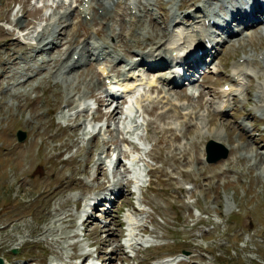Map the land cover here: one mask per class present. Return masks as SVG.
I'll return each instance as SVG.
<instances>
[{
    "label": "rangeland",
    "instance_id": "374dc122",
    "mask_svg": "<svg viewBox=\"0 0 264 264\" xmlns=\"http://www.w3.org/2000/svg\"><path fill=\"white\" fill-rule=\"evenodd\" d=\"M120 1L102 19L95 0H0V258L264 264V24L242 29L258 19L232 8L239 17L230 25L237 35L226 25L229 41L203 26L222 16L224 0ZM62 28L60 39L72 45L58 52ZM162 31L159 49L149 38ZM206 31L217 53L185 71L186 82L167 86L157 80L167 70L142 65L124 71V59L137 54H188L183 39ZM103 43L122 62H84ZM107 71L117 81L111 88L132 85L115 120L103 117L113 108ZM131 100L134 127L125 115ZM210 140L228 149L226 159L206 162ZM29 147L32 164L20 160Z\"/></svg>",
    "mask_w": 264,
    "mask_h": 264
},
{
    "label": "bare ground",
    "instance_id": "6f19581e",
    "mask_svg": "<svg viewBox=\"0 0 264 264\" xmlns=\"http://www.w3.org/2000/svg\"><path fill=\"white\" fill-rule=\"evenodd\" d=\"M96 1V5H97V9H95L97 12H98V10H102V12L100 11V12H98V15L103 19V18H106L109 14H110V7H112V6H115V5H119L120 4V0H110V2H106V1H109V0H95ZM152 0H147V3H149V2H151ZM106 2V3H105ZM237 3H238V1H237ZM253 3H254V5H253V7H251L250 9H252V10H254V12H255V14H254V16H253V14H252V19H255L257 16H259V14L260 15H263L264 14V6H263V4H262V2H260L259 0H253ZM195 5V4H194ZM235 5H238V4H234V6ZM240 5V4H239ZM139 7H141V9L142 10H144V9H146V5L145 4H143V3H141L140 1H139V5H138ZM232 8H233V6H231ZM186 8H188V7H185L184 9H186ZM231 8V9H232ZM129 9H131V11L132 10H135L136 9V6H131ZM140 9V10H141ZM94 10V9H93ZM187 10V9H186ZM136 11V10H135ZM144 11H146V10H144ZM231 11V10H230ZM245 12V11H244ZM83 13H86V12H83ZM132 13V12H131ZM136 13V12H135ZM138 13V12H137ZM230 13H232L231 14V16L230 17H233V21H236L237 22V20H238V17H235L234 18V16L235 15H233V12L231 11V12H229V13H227V14H225V15H228V14H230ZM141 14V13H140ZM97 15V14H96ZM95 14H94V16H93V18H92V20L94 21V20H96V16ZM216 15V14H215ZM46 16V15H45ZM142 16V15H141ZM175 16V15H174ZM209 17V16H208ZM208 17H206L205 18V20L206 19H208ZM215 17L216 16H213L212 17V19H208L209 21H211V20H214L215 19ZM175 18V17H174ZM86 19H87V17H86ZM172 19H173V17H172ZM251 19V21H254V20H252ZM256 21H258L259 22V20H255V22ZM176 22V21H175ZM254 22V23H255ZM77 23V22H76ZM234 23V22H233ZM19 24H21V23H19ZM232 25V24H231ZM20 26V25H19ZM193 26V25H192ZM155 27H156V25H155ZM65 28V27H64ZM64 28H62L61 29V32H59V34L57 35V37L55 38V42H58V45L56 46V47H54V49L55 50H57L58 52L61 50V48L63 47V46H71L72 45V43L68 40V41H63L62 39H60V37L64 34V33H62V31H63V29ZM227 26L223 29L224 30V32L227 30ZM64 31H66V30H64ZM180 32V31H179ZM186 32V31H185ZM227 32V31H226ZM70 33V32H69ZM68 33V34H69ZM89 33V32H88ZM205 33H207V31L205 32ZM96 34L99 36V35H102L103 34V31H102V28H98L97 29V31H96ZM229 34V33H228ZM179 35V34H178ZM177 35V36H178ZM181 35H182V33H181ZM184 35V34H183ZM237 35V34H236ZM164 36V33H163V31L159 34V36H152V37H150L149 38V41H150V43L154 46V47H156V48H159L160 49V44H159V42H158V39H159V37H163ZM180 36V35H179ZM234 37V35L232 34V35H229V41H231V37ZM181 38V37H180ZM53 44V43H52ZM210 44L211 45H213V43H212V41H211V39H210ZM47 45H51V43H49V44H47ZM47 45H45V46H47ZM173 46H174V44H172ZM151 46V45H150ZM152 46V47H153ZM94 48V49H93ZM91 50H93V52H94V54H93V52H91L90 50H89V52H90V54H89V56H88V58L86 59V60H84V62H89L90 60H100V57H102L103 56V54H104V52H109V49H110V46L108 45L107 46V44L106 43H103V44H101V45H99V46H94ZM175 50V49H174ZM194 50V49H193ZM161 51V50H160ZM173 50H171V52H172ZM182 51V50H181ZM203 51H205V53H206V50L204 49V50H201V52H202V54H203ZM96 52V53H95ZM170 52V51H169ZM92 53V54H91ZM186 53V52H185ZM187 53H189V52H187ZM169 54V56L167 55V53H164L163 51H161V52H159L158 54H157V56L155 57V55L153 54V55H143L142 56V59L141 60H138V62L139 61H143V60H146V61H148L149 62V64L148 65H150V69H152V70H155V71H161L162 70V68L163 67H165V66H169V63H172L173 62V60H175V57L174 58H172V53H168ZM202 54L199 52L198 53V55L197 54H195V57H194V61L196 62H200L201 61V59H202V57L204 56H202ZM92 55H94L93 57H92ZM180 55V54H179ZM158 60H157V59ZM118 60L119 59H121V58H117ZM121 61V60H120ZM155 62V63H154ZM187 64L188 65H191L192 64V62H193V59L191 58L190 60L189 59H187ZM196 62V63H197ZM154 63V64H153ZM239 67H240V65H239ZM238 67V68H239ZM192 77V76H191ZM163 78V77H162ZM155 83H156V80H155V78L154 79H152L151 81H149V84H150V86L151 85H155ZM120 86H117V87H112L111 89H110V92L112 93V94H114L115 96H119L120 95V93H126V92H128V91H130L129 89L132 87V85H130V83L128 84V83H124V84H119ZM105 95V94H104ZM106 99H109L108 97L106 98ZM110 100H108V102H109ZM106 102V101H105ZM110 107H112V106H110ZM135 109H136V101H134V100H131L129 103H128V106L126 107V110H125V115H127V117H129L130 118V120H131V118H132V116H133V114H134V112H135ZM186 109V108H185ZM183 112L185 113L186 111L184 110V108H183ZM117 109L115 108L113 111H108V112H105L104 113V115H103V117H105L107 120H115V118L117 117ZM185 117V116H184ZM187 120V119H186ZM132 121V120H131ZM136 121V120H135ZM91 122V121H90ZM48 123V121H46V120H44V117H41V119H37V125L38 126H43V127H45L46 126V124ZM132 123V122H131ZM134 123H132V125H133ZM127 126V125H126ZM128 127V126H127ZM133 127H134V125H133ZM30 152H31V147H29L28 149H26V150H24V154L21 156V158H20V160H21V162L23 161V162H25V157H28V161L30 160V163L32 164L33 163V160L30 158L31 157V155H30ZM182 153V150L180 149V152L177 154H175V156L177 157L179 154H181ZM184 156V155H183ZM169 158H173V155H170L169 156ZM182 158V157H181ZM105 165V164H104ZM130 165V164H129ZM130 167V166H129ZM132 170H133V168H132ZM133 173H134V170L132 171ZM134 174H137V172L136 173H134ZM137 177V175H135V178ZM139 178V177H138ZM111 188V187H110ZM101 198H102V196H101ZM95 200V199H94ZM98 200V199H97ZM99 201V200H98ZM131 223H133V222H131ZM78 229V228H77ZM79 230V229H78ZM64 236V235H63ZM72 236H73V234H72ZM70 237V236H69ZM5 245V244H4ZM6 246V245H5ZM81 255H87V253L86 252H81L80 253ZM56 261H54L53 262V260H50L49 261V264H56L55 263Z\"/></svg>",
    "mask_w": 264,
    "mask_h": 264
},
{
    "label": "water",
    "instance_id": "95a60500",
    "mask_svg": "<svg viewBox=\"0 0 264 264\" xmlns=\"http://www.w3.org/2000/svg\"><path fill=\"white\" fill-rule=\"evenodd\" d=\"M18 139L19 141H23L25 139V133L18 132ZM217 149H220L219 153H216ZM206 152H207L208 163H216L219 160L226 159L229 153L227 148H225L220 143L215 142L213 140L209 141V143L207 144ZM0 264H7V263L4 259L0 258Z\"/></svg>",
    "mask_w": 264,
    "mask_h": 264
}]
</instances>
